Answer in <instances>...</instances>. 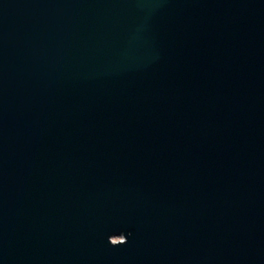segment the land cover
<instances>
[{
	"label": "water",
	"instance_id": "95a60500",
	"mask_svg": "<svg viewBox=\"0 0 264 264\" xmlns=\"http://www.w3.org/2000/svg\"><path fill=\"white\" fill-rule=\"evenodd\" d=\"M0 264H264V0H0Z\"/></svg>",
	"mask_w": 264,
	"mask_h": 264
},
{
	"label": "clouds",
	"instance_id": "9594fccd",
	"mask_svg": "<svg viewBox=\"0 0 264 264\" xmlns=\"http://www.w3.org/2000/svg\"><path fill=\"white\" fill-rule=\"evenodd\" d=\"M109 242L112 246H119L127 243L126 236L121 235H113L109 238Z\"/></svg>",
	"mask_w": 264,
	"mask_h": 264
}]
</instances>
